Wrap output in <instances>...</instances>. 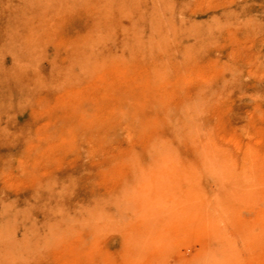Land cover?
Wrapping results in <instances>:
<instances>
[{"label": "rangeland", "instance_id": "obj_1", "mask_svg": "<svg viewBox=\"0 0 264 264\" xmlns=\"http://www.w3.org/2000/svg\"><path fill=\"white\" fill-rule=\"evenodd\" d=\"M24 1L0 0V264H264V0Z\"/></svg>", "mask_w": 264, "mask_h": 264}, {"label": "bare ground", "instance_id": "obj_2", "mask_svg": "<svg viewBox=\"0 0 264 264\" xmlns=\"http://www.w3.org/2000/svg\"><path fill=\"white\" fill-rule=\"evenodd\" d=\"M25 1H26V0H25ZM25 1H24V2H25ZM33 1H35V0H33ZM36 1H37V0H36ZM36 1H35V2H36ZM44 1H45V0H44ZM44 1H42V2H44ZM49 1H50V0H49ZM53 1H54V0H53ZM56 1H58V0H55V1H54V3L56 4V6H57L58 3L60 4V3L62 2V0H61V2H57V3H56ZM69 1H70V0H69ZM69 1H66V2L68 3ZM72 1H73V0H72ZM29 2H30V1H28L27 3L29 4ZM37 2L39 3V1H37ZM40 2H41V1H40ZM50 2H51V1H50ZM50 2H49V3L44 2V3H47L48 5H51V4L53 5V4H54V3H51V4H50ZM64 2H65V1H64ZM25 3H26V2H25ZM70 3H71V2H70ZM33 4H34V3H33ZM40 4H41V3H40ZM42 4H43V3H42ZM62 4L65 5V3H62ZM62 4H61V5H62ZM43 5L45 6L46 4H43ZM61 5H60V7H59V5H58V8L61 9V8L63 7V5H62V6H61ZM26 6H27V5H26ZM54 6H55V5H54ZM39 7H40V6H39ZM41 7H42V5H41ZM45 7H46V6H45ZM48 7L50 8L51 6H48ZM55 8H56V7H55ZM55 8H52V11H55V10H53V9H55ZM35 9H36V8H35ZM37 9H38V8H37ZM97 9L100 11V9L102 10L103 7L100 8V9H99V8H97ZM106 9H107V8H106ZM106 9H105V10H106ZM108 9H109V8H108ZM57 10H58V9H57ZM42 11L44 12L45 10H42ZM58 11H59V10H58ZM21 12H22V11H21ZM29 12H30V10H28L27 13H29ZM39 12H41V11H39ZM43 12H42L41 16H45V15H43ZM45 12H46V11H45ZM56 12H57V11H56ZM56 12H55V13L50 12V15H49V16H51V17L54 16V15H51V13L57 15L58 13L56 14ZM36 13H37V12H36ZM99 13H100V12H99ZM106 13H107V12H106ZM44 14H45V13H44ZM47 14H49V12H48V13L46 12V15H47ZM107 14H108V13H107ZM14 16H15V15H14ZM21 16H22V15H21ZM23 16H24V15H23ZM26 16H28V15H26ZM31 16H32V15H31ZM31 16H28V17H30V18H29L30 20H31V18H32ZM35 16H36V15H35ZM41 16H38L40 20H41V18H40ZM104 16H105V15H104ZM15 17H16V16H15ZM23 18H24V17H23ZM46 18H49V17H46ZM42 19H44V17H43ZM100 19H101V18H100ZM33 20H35V17H34V19H32V21H33ZM24 21H28V20H24ZM36 21H37V20H36ZM37 22H38V21H37ZM37 22H36V23H37ZM19 23H20V22H19ZM30 23H32V22H30ZM39 23H40V22H38V24H39ZM28 24H29V22H28ZM28 24H27V25H28ZM34 24H35V23H34ZM38 24H36V25H38ZM104 24H105V23H104ZM24 25H25V24H24ZM36 25H35V26H36ZM99 25H100V24H99ZM99 25H97L98 27H96V28L94 27V29H97V28L100 29ZM13 26H14V25H13ZM16 26H17V25H16ZM16 26H15V27H16ZM19 26H20V24H19ZM21 26H23V25H21ZM33 26H34V25H32L31 28H33ZM91 26H92V25H91ZM100 26H101V25H100ZM104 26H105V25H104ZM23 27L26 28L25 26H23ZM27 28H28V27H27ZM35 28H36V27H35ZM39 28H40V27H38V29H39ZM42 28H43V27H42ZM90 28H92V27H90ZM13 29H15V28L13 27ZM17 29H19V28H17ZM38 29H37V30H38ZM98 29H97V31H98ZM104 29H105V28H104ZM107 29H108V26H107ZM28 30H29V29H28ZM33 30H34V29H33ZM39 30H40V29H39ZM101 30H102V29H101ZM22 31H23V30L21 29V32H22ZM44 31H45V30H44ZM13 32H14V31H13ZM86 32H88V31H86ZM94 32H95V31H94ZM99 32H100V31H99ZM103 32H104V31H103ZM103 32H101V34H102ZM106 32H107V31H106ZM17 33H18V31H17ZM19 33H20V32H19ZM29 33H31V30H30ZM29 33L26 31V34H28V35H26V36L29 37ZM37 33H40V35H41V32L37 31ZM43 33H44V32H43ZM88 33H89V32H88ZM88 33H86V35H87ZM97 33H98V32H97ZM8 34H9V33H8ZM8 34H7V36H8ZM13 34H15V33H13ZM21 34H23V32H22ZM21 34H19V35L21 36ZM32 34H33V33H31V35H32ZM91 34H92V33H91ZM101 34H98L99 36H96V35H95L94 37H93V36H92V37H93V38H95V37L97 38V37H100V36L102 37V35H104V34H102V35H101ZM105 34H106V33H105ZM108 34H109V33H108ZM11 35H12V34H11ZM15 35H18V34H15ZM31 35H30V37L32 38ZM34 35H35V34H34ZM36 35H37V34H36ZM92 35H93V34H92ZM110 35H111V34H110ZM9 36H10V35H9ZM23 36H24V34H23ZM106 36H107V34L105 35V37L103 36L102 38H103V39H104V38H107ZM11 37H12V36H11ZM17 37H19V36H16V38H17ZM101 37H100V38H97V39H98V40H99V39L102 40ZM108 37H109V36H108ZM9 38H10V37H9ZM21 38H22V37H21ZM37 38H38V37H37ZM87 38H88V37H87ZM13 39H15V38H13ZM18 39L20 40V37H19ZM34 39H35V38H34ZM110 39H111V37H110ZM11 40H12V39H11ZM24 40H25V39L23 38V44H24V42H25ZM28 40H29V39H28ZM88 40H89V39H88ZM95 40H96V39H95ZM100 40H99V41H100ZM9 41H10V40H9ZM15 41H16V39H15ZM17 41H18V40H17ZM33 41H34V40H33ZM83 41H84V40H83ZM91 41H94V39H93V40L91 39ZM104 41H105V40H104ZM12 42H13V41H12ZM26 42H27V41H26ZM26 42H25V43H26ZM16 43H17V42H16ZM90 43H91V42H90ZM92 43H94V42H92ZM95 43H96V42H95ZM103 43H105V42H103ZM106 43H107V42H106ZM4 44H5V43H4ZM26 44H27V43H26ZM100 44L102 45L101 42H99V45H98V44H97V45L100 46ZM13 45H14V44H13ZM15 45H16V44H15ZM24 45H25V44H24ZM88 45H89V42H88ZM91 45H92V44H91ZM97 45H96L95 47H97ZM104 45H106V44H103L102 47H103ZM26 46H27V45H26ZM14 47H15V46H14ZM31 47H33V46L31 45ZM31 47H30V48H31ZM34 47H35V46H34ZM34 47H33V48H34ZM84 47H86V46H84ZM30 48H29V49H30ZM29 49H28V50H29ZM31 49H32V48H31ZM8 50H9V48H8ZM24 50H25V49H24ZM28 50H27V51H28ZM84 50H86V49H84ZM102 50H103V49H102ZM16 51H17V50H16ZM18 51H19V50H18ZM33 51H34V49H33ZM97 51L100 52V50L98 49V47H97ZM13 52H14V51H13ZM31 53H32V51H31ZM83 53L86 54L87 52H84V51H83ZM100 53H101V52H100ZM12 54H14V53H12ZM87 54H88V53H87ZM17 55H18V54H17ZM24 56L26 57L27 55H24ZM99 56H100V55H99ZM89 57H90V56H89ZM96 57H98V54H97ZM102 57H103V55H102ZM105 57H106V56H105ZM98 58H100V57H98ZM78 59H79V58H78ZM29 60H30V59H29ZM29 60H28V61H29ZM71 60H72V59H71ZM80 60H81V59H79V61H80ZM17 61H18V59H17ZM75 61H76V59H75ZM77 61H78V60H77ZM79 61H78V64H80ZM86 61H87V60H86ZM20 62H21V61H19V63H18V62H17V63L20 64ZM70 62H71V61H70ZM100 62H101V61H100ZM25 63H26V62H24V64H25ZM72 64H74V61H73V63L71 62V65H72ZM71 65H70V66H71ZM101 65H102V63H101ZM190 131H191V130H190ZM162 149H164V148H162ZM162 149H161V150H162ZM156 150H157V149H156ZM161 150H160V151H161ZM161 156H163L162 153H161ZM170 157H171V156H170ZM170 157H169V159H170ZM159 158H160V157H159ZM173 158H174V157H173ZM157 159H158V158H157ZM171 159H172V158H171ZM173 160H174V159H173ZM158 161H161V160L159 159ZM158 161H157V163H158ZM163 161H164V159H163ZM165 162H167V161H164V163L162 162L163 165H160V166H161V167H162V166H165ZM168 164H169V161H168ZM168 166L171 167V166H173V165L170 164V165H168ZM174 167H176V166H174ZM185 168H186V167H185ZM160 169H161V168H160ZM164 169H165V168H164ZM170 169H171V168H170ZM183 169H184V168H183ZM166 170H167V168H166ZM179 170H180V169H179ZM186 170H189V168H187ZM158 171L161 172V170H158ZM177 171H178V170H177ZM177 171H174V172H177ZM189 171H190V170H189ZM192 171H193V170H192ZM192 171H191V174H192ZM167 172H168V173H167V175H168L171 171L168 170ZM178 172H179V171H178ZM179 173H180V172H179ZM181 173H182V172H181ZM163 174H164V172H163ZM163 174H162V178H161V179H163V184H164V185H167V184H165V183L167 182V180H166V179H167V176H166V178H165V177H163V176L166 175V174H164V175H163ZM171 174H172V173H171ZM171 174H169V175H171ZM176 174H177V173H176ZM188 174H190V173L188 172ZM191 174H190V175H191ZM156 175H157V173H156ZM160 175H161V174H160ZM169 175H168V176H169ZM192 175H193V174H192ZM192 175L190 176L191 178H192ZM174 176H176L175 178H177V175H174ZM156 177H158V176H156ZM159 177H160V176H159ZM159 177L156 178L157 181H158ZM170 177H171V176H170ZM193 177H194V176H193ZM168 178H169V177H168ZM146 179H148V178H146ZM150 179H151V178H150ZM150 179H148V180H150ZM161 179H159V181H160ZM178 179H179V178H178ZM180 179L182 180L183 178H181V176H180ZM195 179H196V178H195ZM153 180H154V179H153ZM153 180H150V182L153 181ZM169 180H170V179H169ZM184 180H186V179H184ZM193 180H194V179H193ZM157 181H155L156 184H155L154 181H153V184H155L156 187H157V186L159 187V185H160V186H161V187H160V188H161L160 190H162V188H163L162 191H164V190H165V189H164L165 186H162L161 182H160V184L157 185ZM165 181H166V182H165ZM175 181H177V183L175 182V184H174L176 187H179V186H177V185H180V184H181V186L183 187V185H182L183 183H180V182H179V184H178V180H175ZM187 181H188V180H187ZM144 182H146V181L144 180ZM158 183H159V182H158ZM167 183H168V182H167ZM189 183H191V182H189ZM192 183H195V181L192 182ZM198 183H199V182H198ZM153 184H151V183H147L146 185H151V186H152ZM168 184H170V183H168ZM176 184H177V185H176ZM172 186H173V185H172ZM172 186L169 187V190H172V188H174V186H173V187H172ZM195 186H197V184H196ZM142 187H143V186H142ZM149 187H150V186H149ZM152 187H154V186H152ZM152 187H151V188H152ZM171 187H172V188H171ZM190 187H192V186H190ZM143 188H144V187H143ZM146 188H147V187H146ZM146 188H144V189H146ZM166 188H167V187H166ZM170 188H171V189H170ZM186 188H188V187H186ZM195 188H197V187H194V189H195ZM147 189H148V190H147ZM147 189H146V191H147L148 193H147V192H146V193L149 195V193H150L149 191H150V190H149V188H147ZM153 189H154V188H153ZM174 190H177V188H174ZM174 190H173V195L176 194V192L174 193ZM180 190H181V188H180ZM182 190H183V189H182ZM182 190H181V193H182ZM185 190H186V189H185ZM187 190H188V189H187ZM198 190H199V189H198ZM157 191H158V190H157ZM166 191H167V190H166ZM166 191H165V192H166ZM183 191H184V190H183ZM191 191H192V189H191ZM202 191H203V190H202ZM155 192H156V191H155ZM155 192L152 193V194H154L153 196H155ZM167 192H168V191H167ZM167 192H166V195H165V196H163V193H162V198L165 197L164 200H166L167 195H168V197H169V196L171 195L170 193H172L171 191H169L168 193H167ZM199 192H200V190H199ZM142 193H143V192H142ZM186 193H187V192H186ZM186 193H185V195H186V197H188ZM195 193H196V192H195ZM200 193H201V192H200ZM144 194H145V192H144ZM147 194H146V195H147ZM150 194H151V193H150ZM152 194H151V195H152ZM164 194H165V193H164ZM169 194H170V195H169ZM189 194H190V191L188 192V195H189ZM141 195L144 196V198H145L146 201H149L148 199H146L148 195H147V196H146V195H143V194H141ZM160 195H161V194H160ZM160 195H159V196H160ZM182 195H184V194L182 193ZM182 195H181V197H182ZM185 195H184V196H185ZM201 195H202V194H201ZM156 196H157V195H156ZM156 196H155L154 199H156ZM171 196H172V195H171ZM174 196H175V199H177V198H176V195H174ZM189 196H191V195H189ZM148 198H149V196H148ZM150 198H151V197H150ZM159 198H160V197H159ZM169 198H170V197H169ZM172 198H174V197H172ZM178 198H179V197H178ZM184 198H185V197H184ZM188 198H189V197H188ZM195 198H196V197H195ZM151 199H153V198H151ZM180 199H181V198H180ZM182 199H183V198H182ZM196 199H197V198H196ZM183 200H184V199H183ZM186 201H188V203H189V200H188V199L185 200V203H186V205H187L188 203H187ZM196 201H197V200H194V204L192 203L194 206H195V203H197ZM155 202H156V201H154V203H155ZM181 202H182V201H181ZM191 202H193V201H191ZM199 202H200V200H199ZM147 203H149V202H147ZM158 203H159V202H158ZM182 203L184 204V201H183ZM149 204H150V203H149ZM161 204H162V203H161ZM161 204H155V205H156V207H157L158 205H159L158 207H160ZM176 204H177V203H175V205H176ZM183 204H182L181 208L184 206ZM192 204H191V205H192ZM155 205L153 206L154 209L156 208ZM178 205H179V204H178ZM186 205H185V206H186ZM191 205H189V206H190V207H189L190 209L192 208ZM197 205H199V204H197ZM148 206H150V205H148ZM148 206H147V208H148ZM162 206H163V204H162ZM153 207H152V204H151V209H152ZM164 207H165V206H164ZM198 207H199V206H197V208H198ZM161 208H162V207H161ZM166 208H167V207H166ZM176 208H177V207H176ZM186 208H187V206H186ZM154 209H152L153 212H154ZM157 209H158V212H160V208H157ZM157 209H155L156 212H157ZM162 209H163V208H162ZM162 209H161V211H162ZM177 209H178V208H177ZM182 209H183V208H182ZM184 209H185V208H184ZM190 209H189V211H190ZM194 209H196V208H194ZM186 210H188V209H186ZM141 211H142V210H141ZM148 211H149V210H148ZM184 211H185V210H184ZM184 211H183V212H184ZM186 212H187V211H186ZM147 213H151V210H150L149 212H147Z\"/></svg>", "mask_w": 264, "mask_h": 264}]
</instances>
